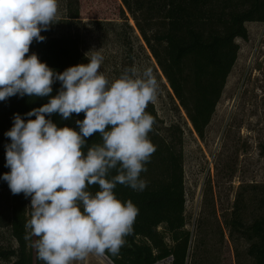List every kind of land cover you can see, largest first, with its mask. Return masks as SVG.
<instances>
[{
    "label": "clouds",
    "instance_id": "obj_1",
    "mask_svg": "<svg viewBox=\"0 0 264 264\" xmlns=\"http://www.w3.org/2000/svg\"><path fill=\"white\" fill-rule=\"evenodd\" d=\"M58 0H0V101L14 95L46 97L59 81L62 90L40 108L26 113L25 122L14 114L5 133L3 175L13 195L30 200L25 239L44 264H74L89 254H119L132 234L138 208L114 194L117 184L142 191L140 174L156 151L148 138L155 123L146 112L155 103L159 83L152 68L142 74L125 69L109 82L100 72L104 57L93 51L86 65L55 73L36 54L25 58L33 40L57 19ZM63 119L84 113L75 123L79 132L58 128L46 115ZM100 134L101 144L88 147L87 138ZM117 174L108 179L111 170ZM98 185L94 195L88 191ZM83 209V210H81Z\"/></svg>",
    "mask_w": 264,
    "mask_h": 264
},
{
    "label": "trees",
    "instance_id": "obj_2",
    "mask_svg": "<svg viewBox=\"0 0 264 264\" xmlns=\"http://www.w3.org/2000/svg\"><path fill=\"white\" fill-rule=\"evenodd\" d=\"M131 18L145 49L160 71L165 83L183 110L192 132L203 139L210 122L225 79L237 54L236 39L246 40V23L264 22V0H118ZM71 15L67 20H74ZM67 26L69 21H64ZM68 28V27H67ZM44 40H33L27 56L36 54L55 73H62L76 65H86L79 49L77 35L67 30L59 35L40 33ZM62 90L59 81L52 85L46 97L14 95L0 101V227H7L15 248L0 249V264H44L28 249L25 239V224L30 219L26 211L23 193L13 195L3 175L10 172L6 167L5 146L11 143L5 133L13 127L14 114L27 120L26 113L47 104ZM146 112L155 123L148 138L156 151L145 164L146 171L140 174L146 181L142 191L117 184L114 194L121 202L131 200L138 208L131 235L119 254L106 253L110 264H189L191 234L185 229L184 190L180 131L169 127V136L164 138L155 128L157 119L151 104ZM58 128L69 127L79 132L76 121L84 119V113H73L63 119L60 114L46 115ZM100 134L87 138L83 149L101 144ZM117 174L113 169L111 179ZM98 185L88 188L93 195ZM31 200V199H30ZM258 202L261 215L250 223L241 222L238 212H233L227 226L236 231L246 242V259L251 264H264V195ZM83 210V209H81ZM160 228V230H158Z\"/></svg>",
    "mask_w": 264,
    "mask_h": 264
},
{
    "label": "rangeland",
    "instance_id": "obj_3",
    "mask_svg": "<svg viewBox=\"0 0 264 264\" xmlns=\"http://www.w3.org/2000/svg\"><path fill=\"white\" fill-rule=\"evenodd\" d=\"M71 15L76 18L67 20ZM64 21H69L67 26ZM244 27L246 40H235L236 60L203 139L192 132L118 0H58L57 19L41 31L59 35L69 30L77 35L88 63L87 54L100 51L104 57L100 72L109 82L128 68L136 67L141 74L152 68L159 83L157 100L149 103L157 119L155 128L164 138L169 127L180 131L184 221L191 234L189 264H251L245 256L246 242L227 226L235 211L244 224L261 215L258 200L264 195V22ZM30 199L26 197V211ZM15 246L8 228L0 227V249ZM28 249L34 261L29 240ZM74 264H99V256L89 254Z\"/></svg>",
    "mask_w": 264,
    "mask_h": 264
},
{
    "label": "crops",
    "instance_id": "obj_4",
    "mask_svg": "<svg viewBox=\"0 0 264 264\" xmlns=\"http://www.w3.org/2000/svg\"><path fill=\"white\" fill-rule=\"evenodd\" d=\"M101 258H103V259H105L106 261H108L104 256H99V264H104V263H102V259ZM109 263V262H108Z\"/></svg>",
    "mask_w": 264,
    "mask_h": 264
},
{
    "label": "built area",
    "instance_id": "obj_5",
    "mask_svg": "<svg viewBox=\"0 0 264 264\" xmlns=\"http://www.w3.org/2000/svg\"><path fill=\"white\" fill-rule=\"evenodd\" d=\"M169 261H170V259H169V258H167V259H165V261H163V263H165V264H168V263H169Z\"/></svg>",
    "mask_w": 264,
    "mask_h": 264
}]
</instances>
